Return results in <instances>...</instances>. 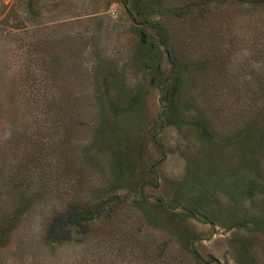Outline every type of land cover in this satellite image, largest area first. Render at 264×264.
Returning a JSON list of instances; mask_svg holds the SVG:
<instances>
[{"label": "rangeland", "instance_id": "1", "mask_svg": "<svg viewBox=\"0 0 264 264\" xmlns=\"http://www.w3.org/2000/svg\"><path fill=\"white\" fill-rule=\"evenodd\" d=\"M0 264H264V7L0 0Z\"/></svg>", "mask_w": 264, "mask_h": 264}, {"label": "trees", "instance_id": "2", "mask_svg": "<svg viewBox=\"0 0 264 264\" xmlns=\"http://www.w3.org/2000/svg\"><path fill=\"white\" fill-rule=\"evenodd\" d=\"M247 3L261 4L264 7V0H244ZM165 82L161 83L160 104L162 109L166 108L168 101V89ZM263 93V91H261ZM165 112V110H164ZM104 210L101 202H82L76 201L70 203L64 212L53 215L46 228V236L52 241H63L70 237L71 229H77L80 232H86L88 223L102 214Z\"/></svg>", "mask_w": 264, "mask_h": 264}]
</instances>
